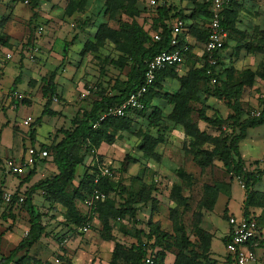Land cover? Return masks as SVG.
Masks as SVG:
<instances>
[{
    "label": "rangeland",
    "instance_id": "rangeland-1",
    "mask_svg": "<svg viewBox=\"0 0 264 264\" xmlns=\"http://www.w3.org/2000/svg\"><path fill=\"white\" fill-rule=\"evenodd\" d=\"M150 1L135 0L137 15L132 19V0H39L37 7L31 0H0V42H4V32L10 35L4 43L10 50L15 48L10 59H18L19 85L25 91L22 105L7 115L15 125V148L6 153L7 158H0V258L17 246L14 241L19 232L26 235L29 217L23 202L28 191L58 174L51 156L36 164L31 178L29 169L19 175L7 173L6 164L23 162L13 159L20 152L25 155L22 141L34 144L36 139L39 147L56 144L62 139L61 132L71 130L73 121L83 118L101 95H114L122 89L131 63L129 52H124L131 48V22L152 30L157 18L161 0H155L154 6ZM165 1L172 12L185 16L186 26H205L201 18H190L201 0ZM238 2L234 28L216 66L219 80L199 82L190 92L193 100L185 125H193L209 140L195 142L186 135L184 124L171 119L173 106L154 98L151 107L158 110L154 117L151 110L131 113L133 123L128 131H107L110 142L102 139L94 148L78 144L70 152L76 162L72 179L33 195L44 232L12 264H134L139 242L156 263L164 251L166 258H172L171 264H192L191 260L205 264L202 257L206 254L214 264H228L222 244L227 219L231 214L242 215L246 194L243 181L233 177L230 163L221 156L222 140L231 130L226 125L208 124L203 118L227 120L231 111L224 98L216 97L217 90H233L245 81L241 75L245 71L253 77L250 86L241 88L237 100L242 119L259 107L264 96V0ZM121 4L128 7L129 15ZM192 45L191 56L176 67L174 77L162 80L160 92H178L180 79L206 62L204 45L196 40ZM20 46L35 59L18 54ZM7 72L10 76L11 71ZM46 103L48 111L60 107L70 111H64L65 116L62 112L45 116L37 124ZM28 119L26 127L23 122ZM8 139L5 135L6 143ZM238 148L245 171L261 174L254 191L264 195V126L248 130ZM97 162L113 176L100 191V201L90 205L86 175L95 180ZM4 194L11 195L10 202L3 200ZM259 204L249 212L259 220L262 232L264 200ZM79 224L88 232L81 233ZM203 235L210 236L209 246Z\"/></svg>",
    "mask_w": 264,
    "mask_h": 264
},
{
    "label": "trees",
    "instance_id": "trees-1",
    "mask_svg": "<svg viewBox=\"0 0 264 264\" xmlns=\"http://www.w3.org/2000/svg\"><path fill=\"white\" fill-rule=\"evenodd\" d=\"M31 2L33 4V7H37L39 0H31ZM134 3L135 0H132L130 7V10H132V12H130L132 19L134 15H137V13L133 10ZM160 3V6L156 7L157 18L154 20L152 30L142 29L134 20H132L131 22V48L129 51H124L126 53L129 52L131 63L129 66V71L127 73L126 81L122 83V89L114 95H101L98 100L93 102L91 108L86 114H84L83 118L73 121L71 130H63L61 132L62 139L59 142L50 146H47L46 144L40 145L39 148L46 149L48 151V157H52L58 174L49 180H44L34 185L26 194L25 200L23 202V208L25 209L29 217V227L27 234L20 240L17 246L8 253L6 257H2L0 259V264H12L19 253L28 250L41 239L44 228L41 224V215L39 214L37 208L32 204V197L38 191H44V189H52L54 187H57L61 182L70 181L72 179L75 174L76 162H74V160L71 158L70 152L75 148V146L83 143L89 144L92 148H94V146H98L102 139L108 142L111 141V136H109V134L107 133L108 130L112 129L113 131L114 129L115 131L124 132L130 129L133 122H131L132 120L129 117V114L123 119H107L101 122L97 129H93L92 125L97 121V119L103 112H105L110 107H117L121 105L131 93L135 92L143 84V76L146 65L156 54L172 50L169 40L172 36V26L174 22L177 20L182 21L186 30L178 38L179 47H188V51L185 53L184 60H186L187 57L191 56L192 49L194 47L193 45L188 46L187 41H185L188 36L193 40L202 43L203 45L206 43L208 38V23L210 14L208 12L207 6L203 4L202 1L195 4V10L190 16V18H194L195 15V18L199 17L201 18V20H203L206 28L205 26H203L202 29L198 26L193 27V25L186 26L184 22L185 16H183L180 12H172L173 9L167 5L165 0H161ZM238 3V0H235L222 11L223 20L221 26L227 33V36L230 35V32L234 28V12ZM120 8L124 10L126 15H129V9L127 6L125 7L121 4ZM154 34H158V41L153 40ZM226 48L227 40L224 43L223 49L220 52H216L213 54V58L216 61V66L219 63V58H221V53ZM216 66L209 67V65L205 61H203V66L201 68L190 70L185 77H182L180 79L181 88L178 92L173 94L168 92H160V83L166 78L174 77V71L178 66L165 68L164 70L156 74L154 84L148 89L147 94L144 98V109L132 113L144 114L148 110H151V116L154 117L157 114L158 110H156L154 107H151V102L154 100V98H160L166 101L167 104L173 106V115L171 116V119L173 121L182 123L184 125L187 124L185 123V121L189 112L188 104L193 100V98L190 96V92L193 90V87H195L199 82L203 84H209L212 82V80H219V74L216 73ZM209 70L210 74L208 75L207 71ZM53 75L54 72L51 74V77H53ZM241 75L242 79L245 81H241L233 90L228 92L217 90L216 97L219 99L224 98L226 100V106L231 111V115L227 118V120L215 121L203 118V121L218 127L226 125L227 128L231 130V133L225 136L222 140L221 156L230 163V172L232 173L233 177L236 179L240 178L244 183L243 188L245 189L246 199H244L242 215L248 217L249 215H251L249 209L251 207H260L259 202L261 201V199L264 200V198H262L264 195H258V193L254 191V187L261 181V174H252L245 171L244 162L240 157L238 145L240 144V142L245 140L248 130L264 126V101L260 99L259 107L261 108V113L258 118L248 116V118L242 119V110L237 100L240 95L241 88L245 85L250 86L253 74L249 71H245L243 72V74L241 73ZM49 87L51 89L50 93L53 94L54 88L52 86V83H49ZM45 106L46 107L43 109L41 116L36 120L35 123L39 124V122L45 116L56 115L55 112H52L50 110L48 111V103H46ZM185 128L186 135L193 138L195 142H206L209 140L208 136H206L204 133L199 132L193 125H185ZM34 133L35 130L32 129V135H34ZM46 159L38 160L37 162H35V164L29 171V178L34 175L36 164H38V162H43ZM100 167L101 166L99 162H97V165L94 168L95 175L98 173ZM86 178V185L90 194H92L94 189L104 191L107 180H110L108 178H102L96 185L94 183V180L89 179L90 177H88L87 175ZM120 215H123V213L121 212ZM117 219L120 218L117 217ZM256 221L259 229V248H261L264 245V238L261 234L259 220L256 219ZM79 225L82 227L81 224ZM203 236L205 237L206 244L209 246L210 236ZM227 240L228 236H226L225 239L222 240L224 246L226 245ZM163 253L164 251L161 253V255H159L161 258L160 261L156 263L155 259L153 258L152 264H162L163 261L166 260V257ZM191 255L194 258H200V256H198V254L194 252H191ZM147 258L148 256L146 248L142 243L139 242L134 264H146L145 261ZM202 258L205 261V264H214L213 262H211V260H208L209 258L207 254ZM191 262L192 264H200L199 262H196V260H191ZM228 264H232V261L229 258Z\"/></svg>",
    "mask_w": 264,
    "mask_h": 264
},
{
    "label": "built area",
    "instance_id": "built-area-1",
    "mask_svg": "<svg viewBox=\"0 0 264 264\" xmlns=\"http://www.w3.org/2000/svg\"><path fill=\"white\" fill-rule=\"evenodd\" d=\"M203 4L207 6L210 14L208 23V38L204 44V53L206 63L209 67L216 66V61L213 58V54L220 52L223 49L224 43L227 39V33L221 26L223 17L222 11L231 2L235 0H201ZM27 2H25L26 4ZM150 5H155V1L151 0ZM184 23L182 21H175L172 26V36L170 41L171 51H164L156 54L146 65V69L143 76V84L133 93H131L127 99L117 107H110L103 112L97 121L93 123L92 128L97 129L99 124L107 119L124 118L128 114L144 109V98L148 89L154 84L156 74L165 68L172 66H179L184 62L185 53L188 51L187 46L179 47V36L184 32ZM153 40L158 41V34L153 35ZM37 50H35L36 52ZM11 54H6V58L10 59ZM26 58L33 61L35 58L32 54L26 53ZM210 74V70L207 71ZM215 83V80H212ZM264 101V96H261ZM261 113V108H255L250 112V116L258 118ZM29 119L23 122L24 126H28ZM48 158V151L46 149H40L39 147H29L26 150L25 157L22 163L9 162L6 164L7 173L12 175H19L26 172L27 169H31L35 162ZM113 172L107 168L101 166L94 183L97 185L102 178L111 179ZM240 182V178H238ZM243 188V186H242ZM102 195L99 190L94 189L91 198L90 205H95L100 201ZM3 200L8 203L11 200L10 194H4ZM257 217L249 215L245 217L229 216L227 225L229 227L228 240L225 245L226 253L230 256L232 264H255L257 262L256 250L259 248V229L256 221ZM81 233H87L88 230L85 227L79 229ZM146 264H152V260L147 258Z\"/></svg>",
    "mask_w": 264,
    "mask_h": 264
},
{
    "label": "crops",
    "instance_id": "crops-1",
    "mask_svg": "<svg viewBox=\"0 0 264 264\" xmlns=\"http://www.w3.org/2000/svg\"><path fill=\"white\" fill-rule=\"evenodd\" d=\"M4 33L6 36H5V39L3 41L8 42L10 40V38H9L10 35L6 34V32H4ZM185 41H187L188 46L192 45L193 40L189 39V37H187ZM4 42L3 43L0 42L1 43L0 44V158H2V159L7 158L6 153L8 151H13L15 148V134H14V129H13V127H15V125H11V123L7 117L8 112H9V110L18 109L22 105L23 94L25 93V91L21 92L22 91L21 86L19 85V83H20V72L17 71V69H16V67H17L16 64H18V59L17 58H12V59L6 58V54L12 55L15 52V48L11 47L12 49L10 50L9 46L6 45ZM26 53L27 52H26V50L24 51L23 46H20V48L18 49V54H22L26 58ZM24 62H25V60H24ZM25 63H27V62H25ZM27 67L30 68L29 66H27ZM7 71H11L10 76L7 75L8 74ZM15 75H17L16 79H15ZM16 86H18L17 90L15 89ZM51 111L55 112L57 114L58 113L61 114V112H62L63 115L62 114L61 115L65 116L66 114L64 111H70V108L65 107V110H63L62 107H60L58 109L52 108ZM28 126H26V127H28ZM5 135L9 136L8 143H6V141H5ZM22 143H23L22 146L24 145L25 149H27L29 147H39L38 146L39 143L36 141V139H35L34 144L30 143V141H26V142L22 141ZM22 149H23V147H22ZM4 154H5V156H4ZM24 157H25V155L20 152L19 154L14 156L13 159H15L16 161L21 160V159L23 160ZM2 183H3V180L0 179V188L2 187V185H1ZM230 216L236 217L234 214H231ZM26 231H28V228ZM228 231H229V227L227 225V230H225L223 240L227 236ZM0 234H1V230H0ZM19 234H20L19 238L16 241H14V242H17L16 245L24 237V236L22 237L20 232H19ZM25 234H27V232ZM261 234L263 235V238H264V231H262ZM222 244H223V242H222ZM223 247L225 250L224 244H223ZM224 253H225L226 260H228V258L230 259V256L226 253V250ZM256 255H257V262L255 264H258L259 262L264 261V247L258 248L256 250ZM171 259L172 258L170 257V255H168L166 260H165V263L171 264V262H172Z\"/></svg>",
    "mask_w": 264,
    "mask_h": 264
}]
</instances>
